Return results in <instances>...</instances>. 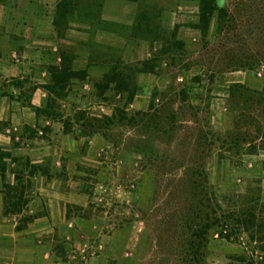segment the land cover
Here are the masks:
<instances>
[{"label":"rangeland","instance_id":"obj_1","mask_svg":"<svg viewBox=\"0 0 264 264\" xmlns=\"http://www.w3.org/2000/svg\"><path fill=\"white\" fill-rule=\"evenodd\" d=\"M139 2L141 16L161 25V12L177 0ZM214 3L222 13L195 45L184 49L161 26L155 41L171 50L115 63L129 94L114 100L106 93L101 101L112 100L111 114L94 111L91 97L71 99L72 120L84 128L49 135L52 164L38 165L47 181L37 178L26 191L50 193L32 194L31 213L17 219L19 229L35 218L47 226L49 197L60 203V216L30 234V252L12 255L19 249L7 247L0 264H264L246 234L226 242L210 231L199 255L189 241L214 201L223 211L249 209L246 199L264 203V0ZM150 65L157 82L136 87L134 72ZM60 106L53 109L68 112ZM7 203L8 212L30 204L22 196ZM196 208L202 215L194 216Z\"/></svg>","mask_w":264,"mask_h":264},{"label":"crops","instance_id":"obj_2","mask_svg":"<svg viewBox=\"0 0 264 264\" xmlns=\"http://www.w3.org/2000/svg\"><path fill=\"white\" fill-rule=\"evenodd\" d=\"M139 1L0 0V151L6 154L0 161L4 167L0 170L2 256L10 246L19 249L13 250L12 255L30 252L29 236L38 230L40 219L35 218L27 227L19 229L17 217L21 213H31L32 194L36 199L38 195L42 198L50 193L47 188L40 193H32L29 188L22 197H26L30 204H24L21 212H8L5 186H16L15 177L20 172V164L25 161L30 166L52 164L47 159L54 148L49 135L65 138L71 135V130L84 128L72 120L76 109L70 101L78 104L86 98L89 101L93 98L94 111L101 115L111 114L112 100L101 99L111 92L114 100H118L124 93L115 90L114 82H109L103 92L95 89V85L103 81L106 71L117 72L115 63L125 59L131 62L147 60L154 50L162 49V43L131 34L139 12ZM161 13L162 29L174 32L175 39L184 45V49L196 44L200 33L196 28L198 0H177L172 9ZM118 31L125 33L122 35ZM61 72L82 76L71 77L62 96L58 97L50 89L55 85L54 75ZM157 80L154 69L152 73L134 76L136 87L150 86ZM52 100L68 112L47 109ZM63 153L62 148L59 154ZM37 178L47 181V176L26 173L23 181L31 184ZM14 199L9 198L10 201ZM45 202L48 219L54 221L60 216V203L53 197ZM48 219L43 217L41 225L47 226L41 229H48ZM0 261L7 262L3 257Z\"/></svg>","mask_w":264,"mask_h":264},{"label":"trees","instance_id":"obj_3","mask_svg":"<svg viewBox=\"0 0 264 264\" xmlns=\"http://www.w3.org/2000/svg\"><path fill=\"white\" fill-rule=\"evenodd\" d=\"M199 2V15H198V24L196 26L197 30L203 36V31L207 29V24L209 23L210 19L212 18L213 14H220L222 13L215 5L214 0H198ZM150 23V24H149ZM142 24H145L144 26ZM161 25L156 19V21L145 20L141 13L138 12L136 16L135 26L131 30L132 35H137L138 37L147 40V41H155L158 40L157 36H160L159 31H161ZM125 33V32H124ZM122 33V35H124ZM153 33L155 35H153ZM158 33V34H157ZM136 36V38H138ZM170 36L174 37V32L170 33ZM181 44V43H180ZM169 46V45H168ZM168 46L163 45L161 49V53L166 50L167 52L171 50ZM167 47V48H166ZM164 49V50H163ZM147 65L148 62L146 63ZM144 68L145 66L142 65ZM153 67L151 65L147 69H136L134 72L137 73H152ZM122 73H111L106 76L103 81L99 85H95V89L99 92L101 91V86L104 87L105 91L108 87L109 82H114V88L116 91L123 92L129 94L127 84H120L128 83L126 78H123ZM133 75V73H132ZM73 76H78L81 78V74L78 75L77 73H68V72H61L54 75V86L50 89L51 92L58 97H61L63 91L69 83V80ZM131 78V77H130ZM133 82V81H132ZM123 87V89H122ZM101 91V92H103ZM131 101V98L127 99ZM55 101L52 100L49 102L47 109H53V105ZM54 110V109H53ZM114 117L111 116L110 118H106L108 121H112ZM0 154V161H1ZM23 169L18 172V175L15 177V181L17 182L16 186H5V191L7 194V200L9 198H16L21 197L24 195L25 190L30 185L28 182L23 181L24 173L29 176H33L36 173H39L43 176H46V171L41 169L38 165L30 166L27 161L22 162L21 167ZM0 170H4V167L0 165ZM24 183V187H23ZM13 191V193H9ZM259 198V197H258ZM256 200H244V203H247L249 209H240L237 207L238 205H232L227 210L223 211L222 207L219 205L217 201H214V204L210 207V212L204 214L203 217L205 218L204 221L206 222L204 225H194L195 230L191 233L189 241L193 243V250L195 255H199V252L205 250V240L204 236L210 231H216V235L219 239H223L226 242L232 240L238 233L246 234L249 237V241L253 243H258L260 245V251L264 254V203H262L259 199ZM239 199V198H238ZM7 201V202H8ZM198 202L203 203L202 199H199ZM205 208H209L205 207ZM194 216L202 215V210L196 208ZM195 216V217H196ZM196 220V219H195ZM200 222V221H199ZM181 264H187L186 260L181 261Z\"/></svg>","mask_w":264,"mask_h":264}]
</instances>
